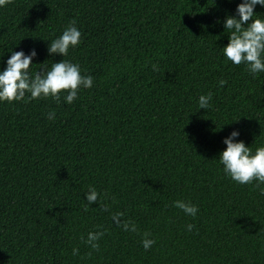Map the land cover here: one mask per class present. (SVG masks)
Returning a JSON list of instances; mask_svg holds the SVG:
<instances>
[{
  "label": "trees",
  "instance_id": "obj_1",
  "mask_svg": "<svg viewBox=\"0 0 264 264\" xmlns=\"http://www.w3.org/2000/svg\"><path fill=\"white\" fill-rule=\"evenodd\" d=\"M239 2L0 7V69L11 50L35 48L32 72L64 59L94 76L70 103L64 91L59 100L26 93L0 102V264H264V183L239 184L218 160L233 129L253 151L264 145V73L222 52V21ZM255 10L264 17V7ZM71 21L80 43L49 56ZM207 93L210 107L199 109ZM91 189L98 199L89 204ZM125 221L137 230L125 231ZM90 231L103 232L96 249L85 243ZM145 238L154 240L147 250Z\"/></svg>",
  "mask_w": 264,
  "mask_h": 264
},
{
  "label": "clouds",
  "instance_id": "obj_2",
  "mask_svg": "<svg viewBox=\"0 0 264 264\" xmlns=\"http://www.w3.org/2000/svg\"><path fill=\"white\" fill-rule=\"evenodd\" d=\"M10 2L11 0H0V7ZM257 5L264 7V0H240L236 5L235 14H226L222 21L223 28L228 34V43L222 47L224 57L235 65L243 62L252 74L264 73V17L256 16ZM220 22L218 19L217 23ZM80 41L81 29L76 26L75 21H71L59 36L48 41L47 51L49 56L59 54L64 57L68 55L69 48H75ZM10 52L6 66L0 69V102L20 101L25 98L26 93L30 94L31 99L51 97L59 100L61 91H64V101L70 103L77 97L81 87H90L94 83V76L83 72L79 62L61 59L52 63L46 71L42 67L41 70L32 72L31 66L36 64L33 60V57L37 55L35 48L29 54H25L23 50ZM153 70H157L156 65H153ZM219 83L223 86L225 82L221 80ZM211 100V93L200 95L199 109L208 110ZM47 118L54 119V111L49 112ZM239 136V129H233L223 138L226 147L220 152L218 158L219 163L223 165V171L239 184H248L253 180L264 183V145L257 146L253 151L251 146L237 139ZM85 195L89 204L98 199L95 189H91ZM173 205L182 210L185 215L192 217L197 215L198 207L191 202L176 200ZM122 215L119 212L114 213L112 219L120 224L119 218ZM122 226L125 231L137 230L136 225L129 221L123 222ZM186 227L191 231L193 225L189 224ZM102 235L103 232L90 231L85 243L96 249L97 241ZM147 235L145 233L146 237ZM153 243V239L142 240L145 250ZM76 252L77 250L73 249V255Z\"/></svg>",
  "mask_w": 264,
  "mask_h": 264
}]
</instances>
